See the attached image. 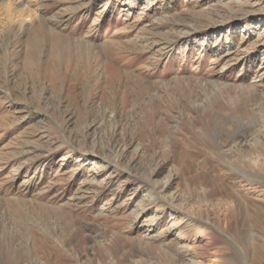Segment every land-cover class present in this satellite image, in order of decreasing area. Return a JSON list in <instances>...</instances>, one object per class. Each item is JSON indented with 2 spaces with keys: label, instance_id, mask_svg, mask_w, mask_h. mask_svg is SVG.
<instances>
[{
  "label": "rangeland",
  "instance_id": "rangeland-1",
  "mask_svg": "<svg viewBox=\"0 0 264 264\" xmlns=\"http://www.w3.org/2000/svg\"><path fill=\"white\" fill-rule=\"evenodd\" d=\"M0 264H264V0H0Z\"/></svg>",
  "mask_w": 264,
  "mask_h": 264
},
{
  "label": "bare ground",
  "instance_id": "bare-ground-1",
  "mask_svg": "<svg viewBox=\"0 0 264 264\" xmlns=\"http://www.w3.org/2000/svg\"><path fill=\"white\" fill-rule=\"evenodd\" d=\"M3 4V3H2ZM23 8V7H22ZM31 22V21H30ZM33 54V53H32ZM25 182V181H24Z\"/></svg>",
  "mask_w": 264,
  "mask_h": 264
}]
</instances>
